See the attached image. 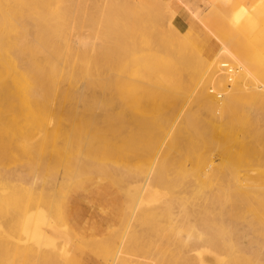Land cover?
<instances>
[{
    "label": "bare ground",
    "instance_id": "obj_1",
    "mask_svg": "<svg viewBox=\"0 0 264 264\" xmlns=\"http://www.w3.org/2000/svg\"><path fill=\"white\" fill-rule=\"evenodd\" d=\"M165 1L178 23L159 33L146 19ZM137 3L129 22L122 7L94 0H0V176L17 168L3 163L16 124L30 130L38 112L74 117L89 137L85 155L64 153L43 179L0 194V264H80L85 251L106 264H231L234 242L264 264V242L250 240L253 225L264 227V191L254 189L264 173V0ZM183 17L204 31L192 51ZM99 22L100 43L69 38L73 24ZM105 67L159 73L142 85L113 78L105 87L115 95L103 100L54 87ZM20 83L29 87L15 91ZM19 142L23 153L34 144Z\"/></svg>",
    "mask_w": 264,
    "mask_h": 264
},
{
    "label": "rangeland",
    "instance_id": "obj_2",
    "mask_svg": "<svg viewBox=\"0 0 264 264\" xmlns=\"http://www.w3.org/2000/svg\"><path fill=\"white\" fill-rule=\"evenodd\" d=\"M165 2L167 6L164 3L163 5L159 6V8L155 7V5L152 3V6H150L151 7L150 9L152 10L151 15L149 18L146 19L147 21L153 23L154 27L157 28V32L159 33L162 31L161 29L162 26L165 25L166 27L163 28L166 30L167 25L169 28L171 27L174 28V25L178 23L177 21L178 15L177 17L175 15L172 17V15L170 14L171 11H169L170 10L169 4L171 2L168 1ZM187 2H188V6H191V9L196 8L197 10V7L198 9L204 7L203 5L201 6L199 2H198L199 6L197 5V2H189V1ZM94 4H98L100 5V7L101 6L108 7L113 5L122 7V9L125 11L124 17L129 22H133L132 15L136 12V8L138 6L137 0H94ZM170 6H172L171 10L176 8V5L173 3H171ZM132 7L134 8V10L132 9ZM208 11L209 9L207 10V12ZM97 19L101 21L102 19L101 15H98ZM197 20L198 19L191 20V18H184V17L182 18V20H180L181 26L179 28L182 30L183 36L185 35L184 39L187 41L186 48H188L189 46L188 51L191 50L189 40L192 39L193 37L194 38L196 37L195 39H198V37L201 38V35H204V31L200 30L201 22L199 23ZM173 28L169 29L170 31L168 30L167 32L169 34L174 33ZM194 28L196 29L195 32H194ZM189 33L190 34L192 33L191 34L192 36H190ZM76 37H78L81 40L84 39L88 40L89 42L92 43L93 42L100 43L101 41L107 38V32L105 30V25L102 22H99V24L88 23V24H84L83 26H76L75 24H73V26L70 29L69 38L75 39ZM191 51L189 52L190 59L194 58L195 56L193 54L191 57L192 54ZM64 53L65 50L63 51L62 55ZM186 57L188 58V54L186 55ZM193 61H197V60L194 58ZM57 62L59 63V65L62 64V59L59 58ZM158 73L159 72L157 71L149 70V69L147 70L145 69L142 70L141 73H137L135 72V70H132L127 67H123V68L105 67L104 69H91L88 72L79 73L74 76L76 82H70L68 80L60 81L58 83H55L54 87L56 89H61L66 91L68 90V94L70 91V94H77L84 98L89 96H95L97 97V99L103 100L105 99V97H113V94L115 95L113 89L105 87V85L110 86V84L113 83L114 81L113 78H118L120 79V81H127L129 83L135 82L142 85V84H149L155 82L154 77L155 75L157 76ZM61 75L66 76V73L62 71ZM90 78H94V79L99 78L100 80L93 82L88 80ZM134 78H138L140 79V81H134ZM16 81L21 82L20 79ZM27 87L29 86L20 83L14 86V90L22 91ZM99 106H104V105L100 104ZM129 106L131 105H128V107ZM112 107L117 108L118 106L113 105ZM81 109H82L81 105H78L76 108V110L79 111ZM48 110H52V109L48 108ZM131 114L132 113L128 110L125 112V115L127 117H129ZM35 119H37V121L30 128V130H27L25 128L26 122L24 120L18 121V123L15 126V129H17L18 134L10 138L12 143L10 146H8V148L5 151L6 161L3 163H6L8 167H12V164H15L17 168H14L13 171H10L11 173H9L8 171L7 173H2L0 176V194L4 196L3 197L4 199L9 197L10 194H13L16 188L26 187L29 184V181L31 182V179H37L38 181L43 179L44 174H46L52 167L56 166L59 168L62 162V154L69 152L77 155H85L87 152V147L89 143V137H87L88 135L87 127H84L80 123V121L74 119V117L68 120L67 123L63 124L56 122L54 119H50L49 116H45L41 112H38L35 115ZM79 125L82 129L81 131L77 132L76 128H79ZM63 128L67 129L70 132L69 134L70 136H74L76 138L75 139L72 138V141H70V137L68 136L69 138L67 139L66 135L63 134V130H62ZM127 135L128 137H131L130 132H128ZM25 137L30 138L31 141L34 142L33 146L29 149L27 153H23L19 147L20 144L19 140L20 141L24 140ZM66 144L71 145V147L67 146ZM135 163L136 164L134 168H139L143 166V162L141 158L136 159ZM240 171L242 172V170ZM81 185L82 188L83 184ZM57 189H58L57 194L59 196H64L63 199L65 200H68L69 197L73 194L72 191L65 189L64 185L60 186ZM254 189L257 192L264 191V173L258 176L255 175ZM9 207L10 206H5L3 210L5 214H7L5 216L6 219L16 217L15 207L13 206L12 209H9ZM259 212L260 209L257 210L254 215L253 224L258 221ZM252 227L253 228L251 229L250 240L255 237L258 238V240L264 242V231L261 230V228L264 227H262L260 223L255 226L253 225ZM183 230L184 229H181L182 232ZM230 245L232 247L231 264H256L254 259H249V258L245 259L244 257H242V255H240V253H238L237 250L238 244L236 242ZM80 264H106V263L102 259L95 256L93 253L85 251L82 255V261L80 262Z\"/></svg>",
    "mask_w": 264,
    "mask_h": 264
}]
</instances>
